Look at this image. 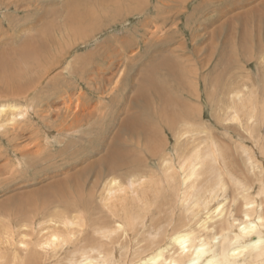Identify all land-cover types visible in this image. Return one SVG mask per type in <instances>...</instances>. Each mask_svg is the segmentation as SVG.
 I'll use <instances>...</instances> for the list:
<instances>
[{"label":"rangeland","instance_id":"obj_1","mask_svg":"<svg viewBox=\"0 0 264 264\" xmlns=\"http://www.w3.org/2000/svg\"><path fill=\"white\" fill-rule=\"evenodd\" d=\"M94 1L0 0V90L5 88L9 81H12L11 79L17 73L18 68L20 69L26 64H35V67L32 68L33 74L22 80V86L26 89V97L19 96L15 99L0 97V106H7L6 113L0 115V169L3 173L4 169L5 172H8L13 166L17 168L13 170L12 174L15 181L11 185L0 186V200L7 196L19 195L21 198L30 196L27 200H31V202L38 201L39 197L32 195V190L43 188L47 183L57 179L62 184L71 183L79 175L78 172L83 168V164L85 165L89 160L96 162L107 158L110 145L122 151L115 150L114 155L117 154V159L127 164L128 169L125 176L123 172L118 176L122 181L128 178L129 180H138V177L157 176V178H161L162 171L159 165L171 163L179 169V160L189 154L192 148L198 144L196 138H190V134L187 133L185 136L183 133L195 129L202 130V128L209 129L224 146L232 147L231 152L234 159L232 170L237 171L239 175L246 174L243 178H248L253 174L250 168H244L247 160L239 151V146L242 145L247 147L249 152L254 150L255 156H252L264 175V149L261 150L259 146L253 144V140L240 127L225 122V118L222 119L225 115L229 116L232 113L234 107L232 101L234 100H232L233 93L229 92L234 86L240 90L245 87L246 92L254 91L255 103L258 106L263 104V107L258 108V111L264 110V84L262 83L264 80V65L262 64V60L264 62V3L261 15L257 16V13L252 10L264 0H225L222 3L214 2V0H170L167 8H165V4L168 0H111L112 3L107 11L116 10L117 12L102 15L100 18L98 17V21H91L94 35H87L90 38H87V43L84 44L85 40L76 39L77 34L85 35L86 33L83 32L82 26L75 24V20L86 17L88 14L86 11L98 8L94 7L96 5ZM17 6L20 9H17ZM135 9L138 12H135ZM176 9L182 12L180 18ZM161 13L167 14L163 24L164 30L151 34L157 26L162 25V21L157 18L162 15ZM95 24H98V28L100 27L101 30L94 29ZM261 27L262 30H259ZM86 30L88 33L91 29L86 28ZM235 36L237 43L234 42ZM61 37L63 38L60 39ZM152 38H155L156 41ZM54 40L61 42V47H58L57 50L49 49V47H55ZM74 42L77 43L74 44ZM181 43L184 46L179 49V46H182ZM27 50L29 51L27 52ZM213 50L215 53L212 54L211 59L210 53ZM179 52L188 56L189 60L183 62L184 66ZM133 53L134 57L132 58ZM20 54L24 58H20ZM80 59L85 65L81 66V62L78 64ZM148 62L154 66L148 70L139 83L142 88H145L146 101H136L134 90L123 81V71L125 72V69L129 68L128 74L132 76V82L138 83V74L144 70ZM16 64H18V68ZM50 68L51 70L42 80L41 86L30 92L28 87L34 85L41 74ZM75 68H83L81 71H85V74L79 75L73 71ZM197 68L198 72H196ZM223 87L225 88L223 89ZM13 93L17 95L15 92ZM66 94L72 96L74 103L80 96L79 99L83 103L96 107V112L91 118V126L87 127L83 122L81 123L83 128H65L74 125L72 117L63 122L64 126H56L54 123L46 125L40 119V115H49L48 120H53L54 114L58 111L61 112L60 108L63 107L62 101H59L58 98ZM51 100L59 102L48 108L46 103ZM143 103L149 104L147 108L142 105ZM11 113H14L15 118H18L19 121H9ZM60 114L64 115L65 113L61 112ZM258 116L256 119L259 122L264 121H261L262 113ZM159 117L168 122L163 124L164 130L157 123ZM172 120L174 125H172ZM169 123L171 124L170 129L167 128ZM262 125L261 130L264 136V124ZM124 126H128V129H124ZM146 139L147 141H145ZM116 140L118 141L116 142ZM222 149L226 151L224 147ZM37 150L38 152H36ZM88 151H95V154H88ZM150 153L153 155L149 157L147 154ZM73 154L76 155L75 159L71 157ZM86 155H89L90 158L86 159ZM52 157L51 162H44L45 159ZM40 158L43 159L40 160ZM249 162V165H255L254 160ZM50 163L54 164L58 172H53V168H51L53 174L42 170ZM132 166H135V171ZM0 177L6 179L9 174H0ZM250 179L255 180V177L252 178L251 175L244 182L248 187L250 184H254V188L250 190L245 186L238 188L240 192V195L236 197L238 201L233 202L227 210L230 215L235 213L242 195L255 198V203H259V199L264 197V194L258 191L260 183H251ZM95 188L88 183L83 194H81L83 190L80 188L81 191L79 190L80 193L79 191L78 193L79 197L81 196L82 205L75 209L81 212L86 210L85 212L89 216L84 218L85 221L83 219V223L89 219L87 223H90L92 228L95 226L110 228L114 220L105 210L103 212L100 199L97 198L101 193L102 185L96 190V198L92 199L93 192H96ZM162 189L163 192L160 194L161 197L157 198V204L151 201L149 203L151 209L144 211L146 216L144 228L146 230H142V227L131 226V229L127 227L128 234L118 233L109 240L110 242L105 241L107 245L105 252L107 251L110 255V264H131L135 259L150 253L154 248L148 245L150 241L147 239L148 230H159L158 234L154 233L159 235L155 237L154 241L165 243V237L168 238L172 230H166L168 224L176 226L179 221L182 224L187 221L188 210L184 209L182 212V208L175 202L176 198L171 189L165 186ZM89 191H91V195ZM162 197L167 204L161 206L165 210L161 215V221H166L156 224L157 209L160 208L157 206L162 201ZM226 197H231L230 191L227 192ZM151 199L155 198L151 197ZM221 200L224 199L219 194L207 205L206 210L199 211L200 215L196 216L195 222H201L209 213L213 212V215L209 214L212 217L210 222L215 223L213 221L217 220L219 216L214 211L219 205V201L222 202ZM165 206H168L167 210ZM9 208L0 213L1 225H5L7 219V224L17 222L16 218L19 215L15 216L16 206L13 205L11 211ZM172 208H174L173 212ZM47 209L48 207L42 209L41 201H38L30 208L32 211L30 214L28 209L25 210V215L26 217L29 215V218L25 219L28 223L23 222L28 228L30 227V230H26V227L21 230L24 232L29 230L28 237L33 235V241L48 231L44 230L48 226L40 224L43 217H48ZM60 209L50 208L48 209L49 214L58 216ZM254 209L256 214L261 211V207ZM96 210L98 211L96 212ZM171 213L174 220L169 222V219L172 218ZM241 217V214H237L235 219H239V221L234 224H231L230 219V225L236 226L237 229L242 228L243 223L240 221L243 219ZM255 221L256 219H251L249 222L253 224ZM23 222L18 221V223ZM33 229L35 230L34 234L32 233ZM18 233L19 231L16 230L14 235H18ZM95 236L93 231H89L86 234V240L82 242L86 244H83L84 246L91 247L88 249L92 254H95L93 246L98 245ZM206 238L213 244L209 236ZM87 241L90 246L87 245L89 244L86 243ZM82 243L79 242L75 245L73 243L74 248L71 247L72 245H67L61 251H56L55 254L47 252L37 255L34 251H26L23 254L26 257L20 264H67L66 261L68 264H77L78 256L83 257L81 254L88 250L79 251V246ZM109 245L111 249L108 247ZM73 251L75 252L73 255L79 254L76 255V258L70 255ZM93 256L97 258V255ZM70 257L72 260H68ZM100 259L105 260V258ZM100 259L99 261L102 262Z\"/></svg>","mask_w":264,"mask_h":264},{"label":"bare ground","instance_id":"obj_2","mask_svg":"<svg viewBox=\"0 0 264 264\" xmlns=\"http://www.w3.org/2000/svg\"><path fill=\"white\" fill-rule=\"evenodd\" d=\"M223 1L225 0H214V2H219V3H222ZM170 2L171 1L168 0V2L165 4V8L169 6L168 3ZM111 3H112L111 0L110 1L100 0L98 2L95 0L94 4L96 5L94 7L97 6L98 8H94V9H90V11L89 10L86 11L88 13L86 17L78 18L77 20H75L76 21L75 24L82 26L83 32L86 33L85 35H83L82 33L79 35L77 34L76 39L81 40V41L85 40L84 41V44H85L86 39L90 38L87 35H90V36L94 35L93 26L91 25L90 22L96 21L97 19L99 20V18L102 15H108V14L117 12L116 10H113L112 12L107 11ZM259 3H261L259 4V6H256L255 8L252 9L257 13V16L261 15L262 6L264 2H259ZM21 8L23 9L24 7L22 6ZM17 9H20V7L17 6ZM25 9L27 10V8ZM176 11L178 10L176 9ZM108 12H111V13H108ZM135 12H138V10L135 9ZM181 14L182 12L178 11L179 18ZM162 15L161 16L159 15L157 17L159 18V20L162 21V25L157 26L155 30L151 32V34H154L155 32H161L164 30L163 24L165 23V16L167 14H164L163 16ZM86 28H89L91 30H89L87 33ZM94 29L98 31L101 30L100 27L98 28V24L94 25ZM260 29L262 30V27L259 28V30ZM235 34L237 36V33ZM252 35L254 37L253 32H252ZM236 36H235L234 42H236ZM62 38L63 37H61L60 39ZM152 39L156 41L155 38H152ZM54 42H53V45L55 47H49V49L54 48L57 50L59 49L58 47H61L60 40L59 41L54 40ZM234 42H231V43L233 44ZM76 43L77 42H74V44ZM182 44L183 43H181V45ZM183 46L184 45L179 46V49H182ZM214 50L212 53H210L211 59H212V54L215 53L216 51ZM28 51L29 50H27V52ZM193 51L195 52L196 50L194 49ZM30 52L32 53L33 51H30ZM20 55H21L20 58H24L22 54ZM131 56L133 58L134 53ZM179 57L182 59L183 66L185 65L183 62L189 60L188 56L183 52H179ZM128 60H129V57H128ZM80 62H81L80 64L81 66L85 65L82 59L79 60L78 64ZM262 64L264 65L263 60H262ZM16 65L18 68V64ZM152 66L154 65L148 62L144 70L143 71L140 70L142 72H139L138 74V80H139L138 83L132 82V76L128 74L129 68L127 70L125 69V72L123 71L124 73L123 81L129 88L134 90L136 101L138 100L146 101L145 99L146 95L144 92L145 88L144 87L142 88L141 85H139V83L141 80H143V78L145 77V74L148 73V70ZM34 67H35V64L33 63V64L23 65L20 69L18 68L17 73L12 77V79L10 78L12 81L11 82L7 81L8 85L2 90H0V97L1 98L12 97V99H15L19 96L26 97L25 96L26 89L22 86V80L29 78L33 74L32 68ZM82 69L83 68H75L73 71L83 76L85 74V71L82 72L81 71ZM50 70L51 68L47 71L45 70V72L41 74V76L36 80L35 84L32 85L31 87H28L30 92L37 90L41 86L42 80L45 78L46 75L49 74ZM196 72H198V68ZM195 76H196V73H195ZM99 79H102V78H99ZM262 80L263 78L261 79V81ZM262 83L264 84V80L262 81ZM224 88L225 87H223V89ZM244 89L240 90L239 88H237V86H234V88L229 92V93H233L232 100L234 101L232 102H234V107L232 105L233 107L232 113L229 114V116L225 115L226 117L224 116L222 117V119L225 118L224 120L225 122L227 121L230 124H234L236 127H240V129L246 132L249 135V138L253 140V144L259 146V148L262 150L264 149V136L262 135L261 128L263 126L262 124H264V121H262L264 120V110L258 111V108L263 107V104H260L258 106L254 100L255 99L254 91L246 92ZM13 92H15L17 95H14ZM79 97L80 96L76 98V103H74L72 100V96H70V94L61 95L58 98V100L62 101L61 104L63 105V107L60 109H62L61 112L65 114L61 115L60 114L61 112L58 111L54 114L53 120H48L49 115H40V119L43 120L46 125H51L52 123H54L56 126H64L63 122H65L67 118L72 117L74 118V121H73L74 125H70L65 128H68V129L69 128L70 129L83 128V126L81 125V123L83 122L86 123L87 127L91 126L90 125L92 121L91 118L93 117L92 115L96 112V107L83 103L79 99ZM59 101L51 100V102L49 103L47 102L46 105L48 108H50L51 106H54L55 104H57ZM33 102L35 104V101ZM142 105L145 108H147L149 104L143 103ZM6 107L5 105L0 106V115H2V113H6L7 111ZM34 107L35 106L33 105V108ZM227 113H230V112H227ZM260 113H262V116H261L262 122H259L256 119V117L260 115ZM97 118L99 119L98 115H97ZM15 120L19 121L18 118H15L14 113H11L9 121L14 122ZM157 123L163 129V124H167L168 122L161 120L159 117V120L157 121ZM172 123H173L172 125H174L173 120H172ZM123 128L128 129V126H124ZM167 128L168 129L171 128L170 123ZM203 129L204 128H202V130L195 129L192 131H185L183 133L185 136H187L186 135L187 133L190 134L189 136L190 138H196L198 140V144L192 148L189 154L184 155L183 158L179 160L180 161L179 169L175 168L169 162H168L169 164H166V165L164 164L159 165L161 166L160 169L162 171L161 178H157V176L146 177V178L138 177L139 178L138 180H129L128 178L127 180L122 181L120 178H118V176H119V173H122V172H123V175L125 176L126 171L128 169L127 164L118 160L117 154L114 155V151L118 150L119 152L120 149L119 148L115 149L112 145L109 144L111 147L107 151V158H102L96 162L89 160L87 163H85V165L83 164L82 166L83 168L78 172L79 175H77V177L71 183L62 184L61 182L58 181L57 179L58 177H57L56 181H51L47 183L45 185L46 188L39 187L35 190H32L33 193H35V194L32 193V195L39 197L38 201H41L42 209L47 208V207L48 209L50 208L60 209L61 208L60 213H59L60 215L57 214L58 216L54 214L51 215L49 214V210L48 209L46 210V214L48 215V217H43V220L40 221V224L42 223V225L48 226L44 228L45 231L46 230L48 231L46 232V234L40 235L35 241L32 240L33 235H30L28 237V232L30 230V227L28 228L24 224L23 221H25L26 218H29L28 214H27L28 217H26L25 210L28 209L29 214H30V212H32L30 208L33 207L34 204H36L38 201L31 202V200L29 201L27 200L30 196L28 198H21V196L19 195L7 196L3 200H0V213H2L3 211H6L9 207H10L9 210L11 211V207L15 205L16 206L15 216L19 215L16 218L17 222L15 223L10 222L9 224H7L8 223L7 222L8 219H7V221L5 222V225L0 224V264H18V262L20 264L26 257V256H23V254L26 251L30 252V250L37 253V255L38 253L39 255H41V254H46L47 252H53L55 254L56 251H61L67 245L70 246L73 243L75 245L76 243H79V242L82 243L83 241H85L86 234L89 233V231L90 232L93 231V233L96 235L95 239L97 240L98 245L96 244V246H93V253L95 254H92L89 251L90 249L88 248H91V247H86L83 245L85 243H82L83 246L82 245L79 246V251H84L88 249L84 253L82 252L83 254L81 255L83 257H79L80 256L79 254H78L79 256L77 254L73 255L75 253L74 251L72 254H70L71 257L75 256L76 258V255L78 256L79 261L76 262L77 264H110V260H109L111 259L110 255L107 253V251L105 252V247L107 246L105 244V241L110 242L109 240L113 236H116L118 233L128 234L127 227L131 229V226H134L136 228L142 227V230L145 229L144 225L146 224V216L144 214V211L151 209V206L149 205L151 201L157 204V198L160 196V194H162L163 192L162 188H164V186L173 191V195L176 198L175 202H177L179 206L182 208V212L184 209L188 210L187 221L184 222L183 224L181 221H179L177 222L176 226L170 225L169 223L168 229L166 230L167 231L169 229H172V230L170 232L169 237L168 238L165 237L164 239L166 241L165 243L164 242L156 243L154 241L155 237L159 236V235L157 236V234L159 233V230H156V229L148 230L147 239L150 240L148 245L153 247L154 249L151 250V252L146 254L145 256H142V258L135 259L131 264H264V238H262V236H264V197H261L259 199V203H255L254 202L255 198L253 197L249 198L247 196L242 195L239 201V205H237L236 207L235 213L232 215H230V212L227 213L229 206L233 204V202L238 201V199L236 198L238 195H240L238 188H242L244 186L248 190L254 188V184H250V187H248L247 184H245L244 182L247 179H249L251 175H252V178L255 177V180L250 179V182L251 183L259 182L260 185L258 186V191H261L264 194V175H262V170H259L260 169L259 164L256 162L255 158L253 157L255 156V152L254 150H251V152H249V149L247 147L242 146V145L239 146L240 153L247 160L246 161L247 163L245 164L244 168H250V171L253 172V174H251L250 177L243 178L246 174L241 173V175H239L237 171H234L231 169L234 165V159L232 158V152H231L232 147L224 146L220 142V140L217 139L216 136L209 129H204V130ZM163 130L161 131L163 132ZM177 136H180V135H177ZM144 137L142 138L144 139ZM176 139L178 138L176 137ZM117 141L118 140H116V142ZM145 141H147V139ZM35 147H37V145H35ZM222 147H224L227 152L224 151ZM36 152H38V150ZM88 152H89L88 154H95V151H88ZM127 152H129V150H127ZM156 154L158 153L156 152ZM147 155L150 157L153 155V153H150ZM71 157L75 159L76 155L73 154ZM111 157L112 159L109 160ZM85 158L89 159L90 156L86 155ZM42 159L43 158H40V160ZM52 160H53V157L45 159L44 162L49 163ZM250 160H254V163H255L254 166H252V164L250 165L248 164L250 163L249 162ZM51 168H53V172H58L56 168L54 167L53 163L52 164L50 163V165H48L46 168L45 167L42 168V170H46V173L49 172L51 174L52 173ZM251 168L252 169L255 168L256 170L255 169L252 170ZM15 169H17L15 166L11 167V169H9L8 172H5V169H4L3 173H2V169H0L1 175H4V173L9 174V177L6 179H3L2 177H0V186L6 185V184L11 185L12 182L15 181L14 177H12L13 170ZM132 169L133 171H135V166H132ZM80 176H81V179H80ZM87 176L89 177L88 179H87ZM90 176L92 177L90 178ZM89 179L90 181L88 182ZM88 183L89 185L91 184L92 187L94 188L96 187L95 191L99 188L100 185H102L101 193L99 192L100 195L97 198L100 199V202L102 205L101 208L103 209V212L105 210L114 220L113 222L114 224L112 223L110 228H106L102 226L101 227L95 226L92 228V226L89 225L90 223H87L89 219L86 221V223H83V219L89 216V214L85 212L86 210L81 212L78 209H75L76 207H79L80 205H82V202L80 200L81 196L79 197V193L82 189L83 191L81 192V194H83L85 190L84 188L86 187ZM76 191L77 193H75ZM228 191L231 192L230 198L226 197ZM89 192L91 195V191ZM96 193L97 191L93 192L92 197H91L92 199L96 198ZM219 194L223 197L224 200L223 201L221 200L222 201L221 203L219 201V205L215 209L214 213H217V215L219 216L218 219H220V221H218L217 219L213 221L215 223L210 222L212 217L209 214L213 215V212H212V213H209L205 217V219L203 220L201 219L202 220L201 222L199 223L195 222V220H197L196 216L198 217L201 211L206 210L207 205H209L212 202V200H214V198H217ZM151 197H154L155 199L153 200L151 199ZM86 202L88 201L86 200ZM158 204L159 205L157 207H160V208L157 209V219L155 223L161 224L162 222L166 221V220L161 221V215L165 212V210H163L161 206L166 205L167 202H165L164 197H162V201H160ZM165 207L167 210L168 206H165ZM259 207H261V211L258 214H256L254 208H259ZM173 210L174 208H172V212ZM97 211L98 210H96V212ZM237 214H241L242 215L241 218L243 219V221H240L241 223H243V227L239 229H237L236 226L234 225H230V219H231V224H234L236 223V221H239V219H235L237 217ZM116 216L118 217L120 216L119 217L120 219L117 218ZM165 216L167 218V215ZM251 219H256L255 223L253 224L250 223L249 221ZM19 220H21L23 223H18ZM173 220L174 218L172 214V218L169 219V222ZM26 223H28V221ZM25 227H26V230L29 229L26 232L21 230V228H25ZM16 230L19 231L18 235H14ZM34 231L35 230L33 229L32 230L33 234H34ZM149 231L151 232L149 233ZM200 232H202L203 234L202 233L200 234ZM154 233H157V234H154ZM15 236L17 237L15 238ZM207 236H209V238L213 241V244L209 242V239L206 238ZM92 240L94 242V236ZM86 243H89V241H87ZM87 245L90 246V243ZM71 247L74 248L73 245ZM108 247L110 248V245ZM93 255H97V258H94ZM6 256L9 258H7ZM71 257L68 260H72ZM100 258H105V260L102 261ZM99 259L102 262H100ZM66 262L68 264V261ZM69 264H74V263H69Z\"/></svg>","mask_w":264,"mask_h":264}]
</instances>
